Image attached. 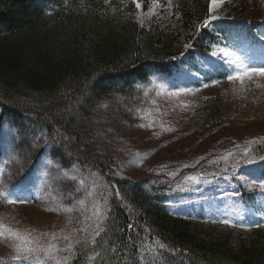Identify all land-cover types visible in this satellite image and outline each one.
I'll use <instances>...</instances> for the list:
<instances>
[{
    "label": "rangeland",
    "instance_id": "obj_1",
    "mask_svg": "<svg viewBox=\"0 0 264 264\" xmlns=\"http://www.w3.org/2000/svg\"><path fill=\"white\" fill-rule=\"evenodd\" d=\"M173 1L148 0L146 5L139 0L137 8L136 0H121V13L145 26L158 25L187 43L190 31L180 25L171 9ZM210 12L217 19L264 23V0H218ZM226 36L209 52L195 55L194 71L180 70L170 77L152 73L148 82L136 83L139 97L134 104L110 96L94 117L101 124L100 136L111 139L118 155L115 176L158 183L162 210L187 218L198 237H215L226 225L221 221H230L229 245L238 249L254 234H264V191L259 188L264 182V161H259L258 149L264 143V76L229 80V73L235 72L224 61L239 58L260 67L264 65V41ZM221 48L235 55H210L219 54ZM220 72L223 76H216ZM216 93L223 99L222 123L201 134L194 126L196 108L202 96ZM245 153L255 155L259 162L246 163ZM7 169L8 173L20 170L26 174L11 189L6 186L10 181L1 178ZM63 172L69 177L61 175ZM96 173L73 162L60 150L55 136L38 131L27 119L4 117L0 123V192L10 193L12 198L21 195L27 202L16 206L0 197V224L22 233L31 230L28 240L35 237L40 244L48 243L41 233L64 235L79 228L87 229L77 234L79 240L92 239L96 224L102 228L105 191L109 189ZM240 188L251 194L259 211L246 205ZM157 248L156 242L146 239L141 253L153 255ZM13 255L10 242L0 241V264H18Z\"/></svg>",
    "mask_w": 264,
    "mask_h": 264
},
{
    "label": "trees",
    "instance_id": "obj_2",
    "mask_svg": "<svg viewBox=\"0 0 264 264\" xmlns=\"http://www.w3.org/2000/svg\"><path fill=\"white\" fill-rule=\"evenodd\" d=\"M120 2L0 0V123L4 117L27 119L58 138L61 151L97 172L109 188L102 231L94 243L76 246L71 264H264V234L238 249L229 245L233 230L227 226L210 239L198 237L188 221L162 210L158 183L115 176L118 155L111 139L99 134V107L110 96L134 104L136 83L148 82L150 73L191 70L195 55L219 40L212 26L222 30L225 22L215 19L204 27L212 17L211 0H174L171 9L190 31L183 43L158 25L123 15ZM199 101L194 126L203 134L222 123L223 99L216 93ZM146 239L164 245L155 258L141 254Z\"/></svg>",
    "mask_w": 264,
    "mask_h": 264
},
{
    "label": "snow or ice",
    "instance_id": "obj_3",
    "mask_svg": "<svg viewBox=\"0 0 264 264\" xmlns=\"http://www.w3.org/2000/svg\"><path fill=\"white\" fill-rule=\"evenodd\" d=\"M218 0H211V7L209 11L214 10L217 5ZM136 7H140L139 0H136ZM217 17H211L209 20L204 21V27H208L211 20H215ZM187 47V45H186ZM222 54L224 57L234 56V53H230L226 48H221L220 53L212 52L210 55L217 56ZM225 63L228 64L229 68H233L235 74L229 73L228 79H243L244 75H262L264 76V65L260 67H253L252 65L245 63L242 59L237 58L236 60H225ZM231 155V153H229ZM259 161H264V155L259 157ZM255 155L248 156L245 153V162L248 164L258 163ZM264 167V166H262ZM64 177H69L68 172L61 173ZM259 188L261 191H264V182L259 183ZM0 197L4 198L9 204L17 203H26L27 201L21 195H17L15 198H12L10 193L0 192ZM71 212L72 209H67ZM95 215L100 219L99 212H96ZM224 224H230V221L223 220L221 221ZM69 223H73V219H69ZM131 227V226H130ZM65 230L62 229L63 233ZM81 231H87V229L79 228L74 229L68 234L61 235L60 233H41V236L48 239L47 244H40L39 240L35 237L31 241L27 237L31 236V230H25V232L14 231L11 228L6 227L3 224H0V241L6 240L10 242L12 251L14 253L12 259L17 261L18 264H70V261L76 255V246L81 243L77 238V234ZM102 229L100 228L99 223L96 224V227L92 229L90 235L92 239L90 241H85L86 243H94L95 238L100 235ZM56 241L65 242L63 246L57 243ZM161 248L164 245H160ZM99 253L96 256L89 257L90 261H95Z\"/></svg>",
    "mask_w": 264,
    "mask_h": 264
}]
</instances>
